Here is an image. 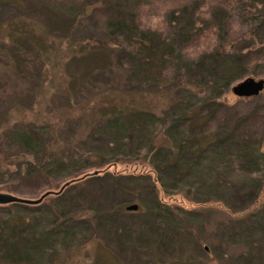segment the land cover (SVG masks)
Returning <instances> with one entry per match:
<instances>
[{
    "label": "trees",
    "instance_id": "1",
    "mask_svg": "<svg viewBox=\"0 0 264 264\" xmlns=\"http://www.w3.org/2000/svg\"><path fill=\"white\" fill-rule=\"evenodd\" d=\"M48 1L67 5L68 17L73 20L66 23L54 10L49 11L46 6L34 8L28 0H0V14L4 15L0 18L3 66L11 65L10 53L24 52L31 54L32 61L44 72L58 75L35 86V91L41 92L35 101L36 115L34 122L27 121L24 132L0 130V190L11 191L3 184L5 177L12 176L24 180L36 176L40 185L49 190L60 182L65 185L37 205H0V264H42L46 255L48 264H126L112 250L115 246L123 247L137 264H146V260L149 264H174L151 258L155 249L161 248L163 235L131 232L135 228L132 226H144L147 221L149 229H163L168 218L176 219V215L179 228L174 233L186 232L193 243H201L177 209L158 198V189L163 196L184 192L200 207L224 210L236 222L255 229L249 231L251 238L260 233L256 231L264 228V153H259L253 134L247 132L245 136L243 129L250 123H260L258 127L264 131V102L256 103V111L251 109L232 123L221 117L217 126L209 124L215 113L229 109L219 99L232 83L264 75V36L260 39L262 51L239 62V55L246 48L244 31L259 27L264 32V0H191L197 4L189 11L188 6H179L168 13L162 31L144 29L136 20V9L143 0H99L100 7L111 9L112 13L119 10V3L130 7L122 18L116 13L104 15L100 8L97 14L101 28L86 36L75 33L85 0ZM199 7L206 10L199 11ZM36 14L45 15L46 21L33 18ZM227 23L236 24L243 32L240 29L224 40L221 32ZM51 29L59 35L50 38ZM204 31L212 34L213 42L206 43ZM197 46L201 51L195 60L216 66L217 73L210 81L187 68L194 61L186 54ZM101 54L109 58L115 70H107L110 88L95 95V103L82 114L89 119L91 132L82 139L77 132L72 133L71 140L60 139L58 123L62 118L55 119L48 106L61 96L69 105L72 95L56 92L58 86L63 84L76 92L91 69L85 67L87 60L96 63ZM225 56L230 61L223 59ZM71 64L83 71L72 72ZM122 80L127 87L120 89ZM171 81L166 92L168 102L153 111L149 105L154 98L148 96L158 97ZM151 88L157 92L150 93ZM171 93L175 95L172 97ZM209 129L212 130L205 133ZM92 135L98 137L95 144L88 142ZM100 138L104 140L98 142ZM119 162L139 163L154 179L149 173L123 176L103 169ZM88 171L93 173L85 174ZM126 178L142 181L143 188L133 186L126 191L120 185ZM209 180L219 190L212 200L196 199L187 194L190 190L185 193L181 188L183 183H192V187L195 182L204 184ZM98 184L105 185L107 193H115L106 208L89 196L93 193L91 186ZM238 191H243L245 203L239 211H232L226 196ZM64 198L69 205L57 209ZM133 202H137L136 212H125L124 207ZM129 217L138 220L127 221ZM260 239L255 237L243 245L248 250L244 259L249 263L263 252L259 245L263 247L264 235ZM213 251L204 264L214 263ZM216 255L222 258L217 252ZM184 261L183 257L181 262Z\"/></svg>",
    "mask_w": 264,
    "mask_h": 264
},
{
    "label": "rangeland",
    "instance_id": "2",
    "mask_svg": "<svg viewBox=\"0 0 264 264\" xmlns=\"http://www.w3.org/2000/svg\"><path fill=\"white\" fill-rule=\"evenodd\" d=\"M78 3L81 0H75ZM84 1V0H83ZM144 1V2H143ZM142 4L138 6L136 10H138V16L136 20H140V25L143 26L144 29L150 28L152 31L157 29L162 31L163 30V23L164 20L167 18L168 13L176 7L179 6H188L187 11L190 10V8H193L196 6L197 2H193L191 0H143ZM31 4H33L34 8H38L40 6H46L44 8H49L51 10H54L56 14L60 15L66 23L68 21L73 20V18L69 16V9H67V5L61 4L60 2H49L48 0H28ZM83 11L80 14V17L77 19V30L75 33L81 34L83 36H86L87 34L91 32H97L101 28L100 21L101 18L98 16L97 11L100 10V4L99 0H85L83 3ZM118 11L115 9L116 16L122 18L127 16V10L130 7L127 6V4L119 3L118 5ZM103 14L107 16H111L112 10L106 7H102ZM37 10V9H36ZM206 8L199 7V11L204 12ZM4 16L3 13L0 14V18ZM36 20L39 22H45L46 16L42 14H36L34 16ZM68 18V19H67ZM201 27V26H200ZM226 31L228 34L226 35V31L221 32L222 38L226 40V38L232 37V34L237 32L238 30L242 29L239 28L236 24H229L225 25ZM50 29V27H49ZM249 30V29H248ZM244 31L245 34H243L244 37V46L246 47L245 50L241 51V54L239 55L240 61H245L246 59L250 58L253 55H258L262 51V44L261 38L264 36V32L259 27H253L251 30ZM243 32V29L241 30ZM250 33L248 36L247 34ZM59 33L57 30L51 29L50 31V38H54L58 36ZM205 41L206 43H211L212 40V34L211 33H205ZM214 40H212L213 42ZM229 41V40H227ZM253 45V46H251ZM251 46V47H249ZM201 48L199 46L192 47L190 50H188V53L186 54L187 58H189L191 61H194L190 63V65L187 67L191 73L194 75H199L202 78H207V80H211V77L216 75L217 69H215L216 66H213L209 62L205 63H198L195 59L198 58V54L200 53ZM240 53V52H239ZM226 54H228L226 52ZM225 54V55H226ZM234 54V53H233ZM32 55L29 53H10V60L11 65L7 66L6 68L3 66L4 62L3 59L0 56V130H15L18 132H24L26 128L27 121H33L34 122V115H36V105L35 101L38 100L40 96V91H35V86L42 82L44 83L45 80L50 79L51 77H58V75H55L51 72H44L43 68L38 65L37 62L32 61L33 58ZM219 57H221L219 55ZM226 58H223L225 60L230 61L229 57L225 56ZM109 59V58H108ZM105 55H100L96 63L87 60L86 66L90 69V73H86L87 75L84 76L83 81H81V86H79L78 90L76 92H71L68 87L65 85L58 86V89L56 92L61 93V95L65 94L72 95L71 103L65 104L66 99L64 97H57L54 98L51 102L48 108L52 110L53 117L55 119L62 118L60 124L58 123V135L60 139H67L71 140L73 136V132L78 133V138L82 139L83 135L87 132H91L89 129V119L85 115H82L85 110H87V106L91 105L92 103H95L96 99L94 100L93 97L95 95H101L102 93H105L110 87V82L108 80V73L107 70H115L114 65L110 60H108ZM113 61L115 62V57L113 58ZM199 65H198V64ZM237 63V62H236ZM81 72L83 71L82 67L74 66V64H71V71L72 72ZM254 70H258L260 72V69L257 68ZM205 76V77H203ZM199 78V77H198ZM253 79H262L264 80V75L261 77H251ZM200 79V78H199ZM209 80V81H210ZM44 81V82H43ZM123 82H119L121 84V88H126L127 86L124 85ZM242 81V80H241ZM240 82V81H239ZM171 82H168L164 88L162 89V93L157 97L156 95L148 96L153 97L154 100L152 101V104L149 105L150 108H152L153 111H158L161 108L166 105L168 102V92L167 90L171 87ZM238 82L232 83V85H235ZM45 84V83H44ZM123 85V86H122ZM231 88V87H230ZM150 93L157 92V89L151 88ZM161 91V90H160ZM175 94L171 93V96L173 97ZM220 102H222L225 106L229 107L227 111L221 110L216 115L214 114L212 120L210 121L209 125L217 126L218 122H220L223 118V120H226L229 123L233 122L238 118V116H244L245 114H248L251 109H256V103L263 104L264 102V89L262 92L254 97V99L247 100L246 98H237L234 97L230 89L228 91L224 92L220 99ZM54 109V110H53ZM49 111V110H48ZM248 112V113H247ZM254 112V111H253ZM230 125V124H229ZM260 123H255L250 125H247L246 129H243L245 131V136L248 135V133H252L254 136V139L259 144V153H264V131H262V127H258ZM212 129H209L205 131V133L211 131ZM248 132V133H247ZM241 135V134H240ZM242 137V136H241ZM98 137H94L93 135L88 142H94L97 140ZM93 140V141H92ZM104 139H99L98 142L102 141ZM97 142V143H98ZM107 142V141H106ZM105 142V143H106ZM96 142L92 143L95 144ZM104 170L109 171L110 173L115 174H121L123 176L129 174V175H136L140 173H149L151 179H154V176L152 173L148 171L147 168L141 166L139 163H122L119 162L116 165L108 166L103 168ZM102 170V169H101ZM102 170V171H104ZM93 173V171H88L85 174ZM84 174L77 177L78 180L82 179V176ZM80 178V179H79ZM212 178V177H211ZM210 179V178H208ZM6 182L5 186H9L11 191L6 190H0V194H8L16 198L25 199V200H37L40 196L46 194V193H52L49 194V196H54V194L61 191L63 186L65 185V182H60L55 189L49 190L46 189L44 186L40 185V180L35 176L30 178L29 180L20 179L19 177L12 176L11 179H8L5 177ZM212 181H205L204 184H200L199 182L193 183H183L181 185L182 190L187 192V190H190L189 194L194 195L196 199H206L212 200L214 199L217 194H219V190L217 187H212ZM120 185L126 190H132L133 186H136V188H143L142 181H134L132 179H122L120 181ZM158 187V186H156ZM190 188V189H189ZM107 187L105 185H94L91 186L92 196L89 194L90 198L94 200V202L99 203L101 207L106 208L112 199L115 198V193L110 192L107 193L106 190ZM14 191V192H13ZM158 198L161 199L163 204L166 206H172L176 208L177 212H179L187 223V226L195 232L198 235V238L200 240V244H195L192 241V238L189 234L183 231H179L174 233L175 228H179V221L177 219L178 216L175 215L176 219L168 218V223L166 224V227L163 229H157L148 227L149 223H147L144 226H141L142 224L137 223L132 227L131 232L134 234H149V236L154 235H163L162 240V246L158 250L155 249L153 252V256L151 257L152 260L156 259V261H162V262H173L174 264H185L186 261L189 263L194 262L196 264H204L208 257L210 251L214 252V257L216 260L213 264H248L249 260H245L244 257L247 256V251L244 244L251 243L255 237L259 238L264 235V228L258 227L259 230L255 236L252 238L249 237L250 233L249 231H255V229H252L250 224H244L240 223V221L233 220L225 211L221 210H215L213 208H205L200 207L198 204L194 203L192 199L186 198L184 192L177 193L176 192L170 194L169 196H163L160 189H158ZM220 189V193H221ZM235 193L238 194L235 196ZM144 195L143 193H141ZM48 196V197H49ZM243 196L242 192H233L227 195V202L230 205L229 208L232 211H239L241 208H243L245 201V197ZM144 197V196H143ZM264 201V199L262 200ZM131 204H136L137 202H133ZM130 204V205H131ZM69 205V202L64 198L63 202L56 205L57 209L63 210L65 207ZM128 206V205H127ZM125 208V207H124ZM190 209L196 210L197 213L190 212ZM210 209V210H209ZM127 213H134L131 211H125ZM127 217V216H126ZM127 221H136L138 218L135 217H129L126 219ZM150 226V225H149ZM147 227V228H144ZM107 229V228H106ZM177 230V229H176ZM109 236H112L111 232L108 233ZM260 234V235H259ZM105 236V235H103ZM156 238V237H154ZM104 240V239H103ZM147 241H149V238H147ZM261 241V239L259 240ZM253 244V243H252ZM115 246V245H114ZM123 247H113V251L115 254L118 255L119 259L124 261L126 264H137L138 262L135 261V259L132 256H128ZM212 249V250H211ZM259 249L263 250L262 254H260L259 259L256 258L255 261L250 262L249 264H264V242L263 247L259 245ZM221 255L222 258H218L216 255V252ZM47 253L49 251L46 250ZM258 254L260 252H257ZM47 256V255H46ZM46 256L42 260V264L47 263ZM249 256V255H248ZM259 256V255H258ZM185 258L186 261L181 262L182 258ZM254 257V256H252ZM133 258V259H132ZM242 258V259H241ZM222 259L224 261H222ZM171 260V261H170ZM84 261H80L78 264H83ZM146 264H149V261H144ZM48 264V263H47ZM55 264V263H54Z\"/></svg>",
    "mask_w": 264,
    "mask_h": 264
},
{
    "label": "water",
    "instance_id": "3",
    "mask_svg": "<svg viewBox=\"0 0 264 264\" xmlns=\"http://www.w3.org/2000/svg\"><path fill=\"white\" fill-rule=\"evenodd\" d=\"M264 89V80L262 79H253V78H245L242 81L232 85L230 88V92L234 97L237 98H252L258 96L262 90ZM52 193H46L40 196L37 200H25L13 197L8 194H0V205L9 204V203H22L26 205H37L41 202V200L47 195ZM137 210V206L135 204L129 205L125 207V211L134 212Z\"/></svg>",
    "mask_w": 264,
    "mask_h": 264
}]
</instances>
